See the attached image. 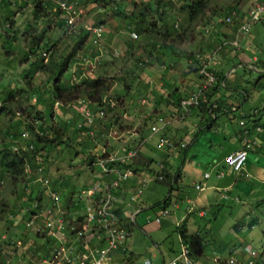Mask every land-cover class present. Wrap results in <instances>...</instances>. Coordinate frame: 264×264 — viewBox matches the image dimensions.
Listing matches in <instances>:
<instances>
[{"label": "rangeland", "instance_id": "obj_1", "mask_svg": "<svg viewBox=\"0 0 264 264\" xmlns=\"http://www.w3.org/2000/svg\"><path fill=\"white\" fill-rule=\"evenodd\" d=\"M106 1L109 4L101 9L100 1L78 0L83 14L69 27L53 0H0V151L6 147L24 151L43 134L39 151L22 175L9 178L0 167L5 183L0 194L4 208L0 264H38L37 253L51 255L57 236L77 248L69 226L65 225L64 233L55 231L56 236L51 231L54 225L47 227V212L42 209L53 205L49 207L48 189L42 183L49 180L61 204L71 203L67 211L78 210L75 217L79 220L86 213L82 192L100 174L89 155L120 146L100 136L112 125L123 141L134 134L148 136L151 126L163 128L140 151L136 163L142 170L137 172H151L145 168L149 161L156 171L153 163L166 159L173 176L150 181L137 201L128 202V214L138 213L127 240L133 264L169 261L171 251L180 249L177 224L183 222L188 233L199 234L204 241L203 254L195 263L219 260L223 264L233 258L237 264H264V142L256 138L259 149L249 150L246 161V172L260 173V178H239L224 164L225 156L240 146L239 132L244 126L250 130L259 126L264 132V24L237 35L260 0H163L158 5L155 0ZM197 3L202 11L191 17ZM132 12L141 14L147 35H138L134 24L123 16ZM98 24L115 35L113 42L92 43L93 36L85 27ZM81 39V48L74 51ZM42 53H47L46 58ZM71 54L69 70L60 78L69 93V88L86 78H100L108 87L100 95L108 109L105 128L98 126L93 135L81 131L85 134L81 144L77 142L81 132L75 129L76 121L81 122L80 98L64 107L62 102L55 106L51 88L55 75L51 68ZM198 57L222 81L207 86L210 101L235 108L220 109L209 129L203 100L201 107L177 120L179 102L205 85ZM41 63L46 69H39ZM165 138L176 147L183 141L185 153L159 148V139ZM196 185L205 189L196 190ZM227 186L231 189L225 191ZM34 205L41 210L35 212L38 219L32 225L33 231L40 228L38 234L25 227ZM163 208L169 215L157 223ZM183 215L187 217L182 219ZM16 241L23 245L18 247Z\"/></svg>", "mask_w": 264, "mask_h": 264}, {"label": "built area", "instance_id": "obj_2", "mask_svg": "<svg viewBox=\"0 0 264 264\" xmlns=\"http://www.w3.org/2000/svg\"><path fill=\"white\" fill-rule=\"evenodd\" d=\"M57 8L61 10L66 18V25L73 26L76 24L78 18L83 14L84 9L80 6L78 0H53ZM45 2V1H44ZM231 19V18H230ZM230 21V20H229ZM255 24H264V4L257 3L250 11L248 18L244 24L238 30L237 35L247 34L251 27ZM88 32L93 36L94 45H98L103 41L104 27L102 24L97 26H86ZM131 37H136L134 34ZM46 53L42 56L46 58ZM201 66V74L206 79L205 85L202 86L201 90L196 91L189 98L181 100L179 109L177 110V118L183 120L188 117L190 109L197 107L201 100L204 98L203 92L207 86L214 84L216 81L215 77L207 70L204 61L197 58ZM35 100V99H34ZM56 103L55 106H58ZM78 111L81 122L77 125L79 132L85 130L86 134H94L96 128H105L104 122L106 121V111L100 109L94 111L90 108V104L84 101L78 102ZM112 125L108 128L107 132H101L100 136L104 140H116L119 143V147L116 149L107 150L103 149L102 154L94 156L93 166L97 167L98 174L92 180L88 190L82 192L85 196L86 202V213L78 220L75 215L74 219L68 220L66 212L61 204L58 192L50 188L49 180H45L42 184L48 189V200L51 202L49 207L44 208L47 212L46 224L47 227H52V235L54 233L65 231L66 226H69L71 233H74V240L77 243V248L74 243L70 245L64 244V239H60L58 236L54 237L56 240L51 255H41L38 264H119L115 260V255L128 253L127 240L130 235V228L133 226L136 220V214H128L127 207L129 201H137L143 194V190L150 181H163L165 166L163 161L156 162V171H142L137 172L132 169H127L124 166L133 165L139 157L140 151L144 147L145 143L155 134L159 133L163 129L157 126L150 128V135L141 137L139 134H134L127 141L121 140L120 131L114 128ZM102 129V130H103ZM253 132V133H252ZM262 132L259 126L253 129L243 127V148L236 150L235 152L227 155L224 158V164L227 169L233 173H241L244 169L245 163L248 157V151L256 145L257 137L255 134ZM96 133V132H95ZM255 133V134H254ZM80 137L78 141L83 139L84 133H79ZM23 138H27V134L22 135ZM159 148L167 149V151L178 150V152L185 148L186 144L180 142L176 147L168 139H159ZM29 149H33L30 145ZM205 179L208 175L204 176ZM135 182V184H134ZM4 180L0 173V194L4 188ZM196 190L202 191L201 185L195 186ZM35 211H29L32 217H30L26 223V230H31L33 233L38 234L39 229L32 230L34 221L38 219L37 211L39 206L34 205ZM190 210V209H189ZM78 211V210H77ZM36 212V213H35ZM169 212L163 208L160 216H157L156 222L160 223L163 218L168 217ZM49 230V229H47ZM5 241V237L2 238ZM1 241V242H3ZM18 247L22 244L21 241L15 242ZM92 244V245H91ZM102 247V248H100ZM81 251V253H80ZM3 253V252H2ZM252 255H255L254 251H249ZM63 262V263H62ZM124 264H129L128 261H124ZM144 264H152L149 261H145ZM162 264H198L195 263L190 257L188 248L180 242L179 251L167 262ZM214 264H220L219 260H215ZM223 264H237L236 260L230 258ZM248 264H253L249 261Z\"/></svg>", "mask_w": 264, "mask_h": 264}, {"label": "trees", "instance_id": "obj_3", "mask_svg": "<svg viewBox=\"0 0 264 264\" xmlns=\"http://www.w3.org/2000/svg\"><path fill=\"white\" fill-rule=\"evenodd\" d=\"M96 1H100L99 3L102 4V5H100L99 3H97L99 6H101V7H99L101 9L106 7L109 4V2L106 1V0H96ZM161 1H163V0H155L157 5L160 4ZM259 4H264V0H260ZM201 8L202 7L199 5V3H197V5L194 7V10L191 11L190 16L192 15L191 17H193L197 13H200L202 11ZM117 10H119V9L117 8ZM123 16H126L125 18L127 20H129V23H133L134 24V29L133 30L135 32H137L138 35H141V34L147 35L148 31L146 30L145 26H143L142 20L140 18L141 14L140 15H136V14H134L132 12V13H129L127 15L123 14ZM231 22H232V20H231ZM153 28H154V24H152V30H153ZM83 39H81L75 45L74 51L79 50L81 48ZM73 55L74 54H71V55L67 56L66 58L62 59L59 63L54 64L53 68H51L52 75L55 74L54 78L52 77L53 85L51 86V88H53L52 92H53V99L55 100V103H57V102L61 103L62 102V105L64 103H65V105H67L68 102H73V101L77 100L78 98H80L79 101H84L86 103H89L90 104V108L93 109L94 111H99L100 109H103L107 113V110H108L107 106L104 105V103L102 104L100 95H102L104 92H106L108 90V87L106 86L105 82L102 79H100V78H98V79L86 78L85 80H83L81 82V84H76L75 86H72L71 89L69 88L70 93L68 91V88H66V86L63 85L60 82L61 81L60 78L63 76V74L65 72H67L69 70V68H68L69 60L73 57ZM196 61L198 62L197 59H196ZM37 66L39 67V69H43V70L46 69V67L43 66L42 63H41L40 66L39 65H37ZM49 70H50V68H49ZM55 70H56V72H55ZM211 74L216 79L215 80L216 83H214L215 85H217L218 83L222 82L219 74L213 73V72H211ZM223 78H224V76H223ZM224 79H223V81H224ZM215 85H213V87ZM224 86H225V83L223 82V84L220 86V88L224 87ZM64 92L67 93L65 95V99L63 97ZM204 92H205V94L203 95L204 98L202 100L205 103L204 109L207 111L206 114H207V116L209 118V120H208L209 124H207L206 128L209 129L211 127V125H212V122L213 121L215 122V120L213 119V116L216 117L217 111L221 112L222 110L220 111V109H223L225 112H228V111H231L232 108L228 107L226 109L225 106H223L224 104L222 105L221 103L216 104L213 101L211 102L210 101L211 98H210L209 92H207V90H205ZM180 102H179L178 106L176 107L177 109H179ZM214 104L217 105V108H213ZM77 106H78V103H77ZM62 107H64V105ZM199 107H201L200 104L197 107L191 108L190 110L196 109V108H199ZM254 122L257 123V121H254ZM77 126L78 125H77V121H76V123H75L76 131H78ZM30 130H31V132H33V127L32 126L30 127ZM161 132H163V130ZM239 133H240V136H241V143H242V148H243V139L245 138V136L243 134V130H241ZM149 135H150V129H149ZM42 137H43V134L41 136L37 135V139L36 140H34L32 143L27 144L28 145L27 147L32 145L33 149L27 148L26 150L22 151L21 149H17L16 148V150L14 152L11 148L6 147L5 149L0 151V167H2L4 173H7V175H9V178L15 179L17 176L22 175L26 163H31L32 160H33V154H36V152L39 151L38 147H39L40 142H42ZM142 137H144V135ZM77 142H78V144H81L82 140L78 141V138H77ZM186 147L187 146H185V148L181 149L178 152V154L179 153H183L184 154L185 150L187 149ZM242 148H240V149H242ZM169 154L167 155L166 158H169V156H170ZM139 156H140V154H139ZM92 158H94V156L92 154L89 155V159L92 160ZM91 163L92 162H90V164ZM163 163H164V166H165V171H164L165 180H167L169 178L171 179V175H170L171 173L168 172V169L170 168L169 167L170 163L166 159H165V161H163ZM151 164H152L151 161H149V164L147 163L145 165V168L148 167V168L151 169V171H154L152 169V167L150 166ZM153 164H155V163H153ZM124 167L127 168V169L128 168L132 169L133 171H137V170L141 171L142 170V169H140L138 167L136 162L133 165H127V166H124ZM1 175H2V173H1ZM176 181H177V179L174 178L172 183L175 184ZM51 189L55 190V191L57 190V188H55V187L53 188V186L51 187ZM172 190H173V188L170 189V191H172ZM36 201L38 203H41V201L39 199L36 200ZM167 201H168V199L164 202V204H166ZM65 204L66 203H64L63 209L65 210L67 217H71V215L73 216V215H75L77 213V210L75 209V207H73L74 210H73L72 213L67 211L68 208H69V204H71V203H69V201L67 203L68 204L67 206ZM3 212H4V208H3V206H2V204L0 202V215ZM177 230L179 232L180 242L188 248V250L190 252V257L192 258V260L193 261H197V259L200 258L202 256V254H203V247H204L203 238L199 234H190V233H188L185 222H183L181 224H178L177 225ZM125 260H127V261L131 260V256H128L126 252L118 255V258H116L115 261L120 264V263H123Z\"/></svg>", "mask_w": 264, "mask_h": 264}, {"label": "crops", "instance_id": "obj_4", "mask_svg": "<svg viewBox=\"0 0 264 264\" xmlns=\"http://www.w3.org/2000/svg\"><path fill=\"white\" fill-rule=\"evenodd\" d=\"M102 11V10H101ZM103 25V24H102ZM103 27L105 28V33H104V35H103V41L106 43V44H109V43H111V42H113V39H115V35L114 34H112L111 32H107V28H106V26L105 25H103ZM130 36V35H129ZM253 60H255V57H253ZM228 74H230V73H228ZM196 92V91H195ZM190 97V96H189ZM217 104V103H216ZM216 104H214L213 105V108H217V105ZM228 108V107H227ZM232 109H235V108H232ZM219 110V109H218ZM222 110V109H221ZM217 113H219L218 111H217ZM213 119L214 120H216V117H214L213 116ZM177 120H179L178 118H177ZM181 121V120H180ZM253 133V132H252ZM264 132H261V133H259V134H255L256 135V137L258 138V136H260V138H259V140L261 141V142H264V134H263ZM239 135V134H238ZM238 140L240 141V146L238 147V148H235V149H233L231 152H229L227 155H229V154H231V153H233V152H235L236 150H238V149H240V148H242V143H241V136L239 135V138H238ZM183 142V141H182ZM259 146L258 145H256L255 146V148L253 147L251 150H254V151H258V148ZM150 148V147H149ZM145 149V148H144ZM173 151L174 150H172L170 153H173ZM146 152V151H145ZM169 152H168V154H169ZM144 153V152H143ZM147 153H149L148 152V150H147ZM147 153H144V156H146V154ZM153 154H154V152H153ZM155 155V154H154ZM226 155V156H227ZM225 156V157H226ZM146 157H148V156H146ZM151 157V156H150ZM229 171V170H228ZM253 171V170H252ZM229 172H231V171H229ZM231 173H233V172H231ZM257 174H258V172H257ZM249 175H253L255 178H260V173L258 174V175H254V173L253 174H251L250 172L248 173V172H246V163H245V166H244V169H243V171L241 172V173H239V178H241V177H248ZM171 176H172V172H171ZM173 177V176H172ZM175 177V176H174ZM219 178H221V176H218ZM205 179V178H204ZM209 179V177L207 178V179H205V180H208ZM134 184H135V182H134ZM202 188H203V190L205 189L203 186H201ZM196 189V188H195ZM231 189V186H227L226 188H224V190L225 191H228V190H230ZM141 205H142V203H140ZM138 210V209H137ZM188 212H192L191 211V209L190 210H187ZM186 211V214L187 215H189L188 214V212ZM136 212V211H135ZM134 212V213H135ZM183 214V213H182ZM185 215H183L182 216V219H185L186 217H184ZM200 216H202L201 214H200ZM181 222V221H180ZM179 224V223H178ZM177 224V225H178ZM180 240V239H179ZM178 251H174V250H172L171 251V254H172V257L177 253ZM118 255H120V254H117V255H115V259L116 258H118ZM171 257V258H172ZM132 258V257H131ZM127 261V260H126ZM128 262H129V264H133V262H132V260H128ZM164 262H167V261H165L164 260ZM201 263H198V264H206L204 261H200Z\"/></svg>", "mask_w": 264, "mask_h": 264}]
</instances>
